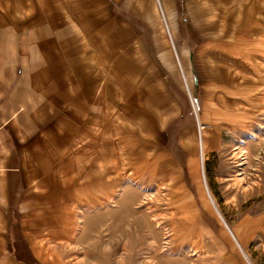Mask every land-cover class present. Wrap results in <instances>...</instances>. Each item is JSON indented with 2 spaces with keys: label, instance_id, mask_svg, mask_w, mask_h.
Returning a JSON list of instances; mask_svg holds the SVG:
<instances>
[{
  "label": "rangeland",
  "instance_id": "1",
  "mask_svg": "<svg viewBox=\"0 0 264 264\" xmlns=\"http://www.w3.org/2000/svg\"><path fill=\"white\" fill-rule=\"evenodd\" d=\"M251 1L95 4L124 31L127 115L68 146L101 156L98 178L41 199L52 210L21 264H264V1Z\"/></svg>",
  "mask_w": 264,
  "mask_h": 264
},
{
  "label": "crops",
  "instance_id": "2",
  "mask_svg": "<svg viewBox=\"0 0 264 264\" xmlns=\"http://www.w3.org/2000/svg\"><path fill=\"white\" fill-rule=\"evenodd\" d=\"M90 2L0 0V264L36 257L52 210L41 199L66 182L78 190L80 180L98 178L101 156L68 153L78 134L98 127L94 143L111 117L127 115L124 31L116 16L95 9L100 0ZM145 110L137 112L148 118Z\"/></svg>",
  "mask_w": 264,
  "mask_h": 264
},
{
  "label": "water",
  "instance_id": "3",
  "mask_svg": "<svg viewBox=\"0 0 264 264\" xmlns=\"http://www.w3.org/2000/svg\"><path fill=\"white\" fill-rule=\"evenodd\" d=\"M229 229V228H228ZM230 230V229H229ZM231 232V231H230Z\"/></svg>",
  "mask_w": 264,
  "mask_h": 264
}]
</instances>
